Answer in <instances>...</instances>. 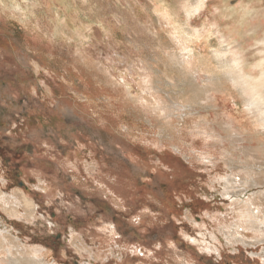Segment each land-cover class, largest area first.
Masks as SVG:
<instances>
[{"label": "rangeland", "instance_id": "obj_1", "mask_svg": "<svg viewBox=\"0 0 264 264\" xmlns=\"http://www.w3.org/2000/svg\"><path fill=\"white\" fill-rule=\"evenodd\" d=\"M193 2L0 4V231L44 264H264V128L216 59L260 78L264 0Z\"/></svg>", "mask_w": 264, "mask_h": 264}, {"label": "bare ground", "instance_id": "obj_2", "mask_svg": "<svg viewBox=\"0 0 264 264\" xmlns=\"http://www.w3.org/2000/svg\"><path fill=\"white\" fill-rule=\"evenodd\" d=\"M5 3L6 0H0L1 6H5ZM193 4H195L194 8L196 10L201 7L200 0H194ZM192 33L194 36L195 33ZM78 36H80V39H82V37H86L83 32H78ZM191 37L192 36L182 37V41L187 42ZM219 49L220 50L216 55V59L218 61L217 65H219L221 70H224L223 77L221 78L229 81L233 86H235V88L238 89L247 111L253 114L256 118V125H258L259 128H264V66L259 67L260 78H255L254 76L251 77L249 74L242 72L238 62L236 64L235 61L231 60V52L228 45H223ZM179 59L184 61L182 54L179 55ZM231 180L229 178L226 179L225 185L231 183L233 181ZM39 182H41L40 179ZM39 187L44 188L45 186L43 187L42 183H40ZM227 189H229V186H227L225 190ZM234 194L235 193L231 192L226 195L233 196ZM251 196H253V194H251ZM250 198L251 197H248L247 201H249ZM4 201H6L8 208H4L3 211L9 217L18 218L20 217L19 212L23 210L27 215V219L33 218L35 215L34 202L28 196V193L21 189L12 192L8 196L5 195ZM242 215L245 216V213ZM246 217H248L247 223H249L250 229L258 231L261 235H263V230H261L263 227H260L262 222L256 221L254 219L255 217L253 218V215L251 216L249 213H246ZM14 238L16 237L13 236L10 231H0V264H44L45 261L40 258V254H42L40 250L31 247L24 248L20 244L16 243V239ZM11 248H14L15 250L13 249L12 251ZM41 257L43 258V256Z\"/></svg>", "mask_w": 264, "mask_h": 264}]
</instances>
